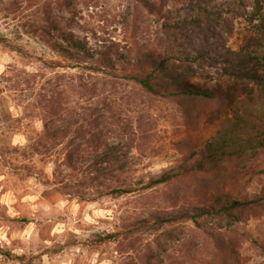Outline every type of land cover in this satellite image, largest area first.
I'll use <instances>...</instances> for the list:
<instances>
[{
  "label": "rangeland",
  "instance_id": "obj_1",
  "mask_svg": "<svg viewBox=\"0 0 264 264\" xmlns=\"http://www.w3.org/2000/svg\"><path fill=\"white\" fill-rule=\"evenodd\" d=\"M166 1L155 15L139 0H72L71 13L54 6L52 15L92 48L110 45L126 53L168 41L177 67L196 68L191 52L198 30L183 19L201 6L220 12L224 21L233 0ZM36 17L34 0H0V264H142L145 247L163 264H264L263 207L260 215L233 223L180 216L193 215L200 202L219 192L260 193L263 151L226 157L208 173L181 174L143 188L150 177L190 154L196 157L227 116L226 107L208 103L185 115L173 100L144 94L121 70L101 96L90 97L80 79L90 75L99 88L100 75L63 60L31 33L28 24ZM247 20L235 19L230 35L220 25L226 45H239L249 33ZM199 72L202 77L190 81L207 89L230 86L237 93L245 87L209 67ZM45 122L66 127V135L47 138ZM71 140L78 145L73 168L65 162ZM104 143L115 153L102 155ZM131 186L136 190L130 193L111 192ZM137 219L150 223L134 229ZM115 233L120 234L104 240ZM212 233L234 241L233 256L224 258Z\"/></svg>",
  "mask_w": 264,
  "mask_h": 264
},
{
  "label": "trees",
  "instance_id": "obj_2",
  "mask_svg": "<svg viewBox=\"0 0 264 264\" xmlns=\"http://www.w3.org/2000/svg\"><path fill=\"white\" fill-rule=\"evenodd\" d=\"M25 1V0H23ZM30 1V0H28ZM37 7V17L29 23L31 33L39 37L49 48L63 60L74 62L81 66L87 74L100 75V87L95 88L94 82L80 79L83 92L95 97L104 93V86L111 80L119 78L117 71L123 72V78L133 82L147 95H153L173 100L185 115L198 106L218 103L226 107L227 116L221 121V126L215 134L199 148L196 157L183 159L179 166L163 170L155 177H150L143 188H150L180 176L196 171L213 169L216 163L226 157L236 159L248 154L264 152V0H233L229 6V17L221 20V13L209 11L199 6L192 18L183 19V24L194 26L198 35L193 43V62L196 68L177 67L175 55L170 43L156 48L140 49L136 47L126 53H121L114 46L92 48L84 39L78 38L72 31L65 29L58 17L52 15L54 6L69 13L72 12V0H34ZM149 14H159L166 5V0H159L160 6L152 0H139ZM163 20L161 26L170 28L166 14L159 15ZM247 16V35L239 45H226V38L220 25L229 27L227 35L232 33L231 27L235 19ZM195 31V30H194ZM167 40H169L167 38ZM58 65H55V67ZM212 68L223 76L233 77L245 84L243 90L235 93L234 88L227 86L223 91L207 89L199 83H193L191 78L202 77L199 70ZM50 110L47 114H50ZM96 118V117H95ZM97 120L94 119V122ZM92 122V121H91ZM67 128L51 127L44 124V134L47 138L65 136ZM77 144L69 141V150L65 155L66 164L73 168L74 156L77 155ZM116 148L102 144V155L114 154ZM247 158V157H246ZM116 168V167H113ZM117 165L116 170L121 171ZM176 169L178 171H176ZM180 170L182 171L180 173ZM131 187H116L111 190L114 194H126L134 191ZM211 201H203L194 210L193 215L188 211L180 213L181 217L193 220L202 216L220 217L228 223L239 222L243 218L256 217L264 208V187L260 193L251 197H236L231 193L219 192L213 194ZM155 220H160L154 215ZM148 219H137L133 222L134 229L148 226ZM173 230H168L167 236L172 237ZM120 233L107 234L105 239H114ZM218 251L228 258L233 256L234 241L224 238L223 234L212 233ZM158 247V246H157ZM160 247V245H159ZM142 264H163L151 247H145ZM154 252V253H153ZM136 258V257H135ZM133 257V259L135 260ZM134 261H131V263Z\"/></svg>",
  "mask_w": 264,
  "mask_h": 264
}]
</instances>
